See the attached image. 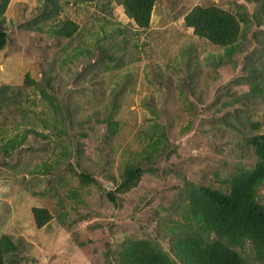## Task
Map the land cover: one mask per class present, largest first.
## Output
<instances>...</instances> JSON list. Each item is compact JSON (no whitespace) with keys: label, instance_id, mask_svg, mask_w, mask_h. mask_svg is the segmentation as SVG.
Returning <instances> with one entry per match:
<instances>
[{"label":"rangeland","instance_id":"374dc122","mask_svg":"<svg viewBox=\"0 0 264 264\" xmlns=\"http://www.w3.org/2000/svg\"><path fill=\"white\" fill-rule=\"evenodd\" d=\"M47 2L10 0L0 16V262L134 264L152 249L182 264L189 188L225 191L257 164L264 0H157L148 29L116 0ZM197 7L233 15L235 44L196 35ZM101 19L123 32L99 42ZM135 165L143 176L111 202Z\"/></svg>","mask_w":264,"mask_h":264},{"label":"trees","instance_id":"16d2710c","mask_svg":"<svg viewBox=\"0 0 264 264\" xmlns=\"http://www.w3.org/2000/svg\"><path fill=\"white\" fill-rule=\"evenodd\" d=\"M79 2L83 0H78ZM101 2V0H84ZM157 0H116L123 6L124 12L142 29H148L151 23L153 9ZM10 0L0 1V16L5 14ZM61 0H48L47 5L53 9L50 14L58 12ZM105 4V3H103ZM104 26V19H101ZM186 24L194 29L196 35L208 38L220 46L235 44L240 35V26L233 15L216 8H195L187 17ZM105 33L100 39L122 29ZM60 31V29H59ZM57 31V32H59ZM7 44V34L0 28V51ZM100 44V43H98ZM5 89L4 93L7 92ZM3 91H0L2 94ZM116 126V124H115ZM31 132V131H29ZM257 164L250 171H240L230 182L226 190L213 187L193 186L188 190L184 207V223L177 224V231L182 237L177 245L184 247L183 254L179 252L182 264H255L264 262V203L259 197V190L264 183V133L250 138ZM140 166L126 168L121 177V183L115 192L107 193L111 202L117 203V194L136 186L143 176ZM84 184L93 179L82 174ZM50 217L37 211V225L44 226ZM9 240V239H8ZM10 241V240H9ZM145 243V242H144ZM137 245V244H136ZM135 244L129 243L121 252V258L135 251ZM3 261L0 262L2 264ZM4 264V262H3ZM134 264H170L168 257L149 249L146 254L137 258ZM171 264H176L172 261Z\"/></svg>","mask_w":264,"mask_h":264}]
</instances>
